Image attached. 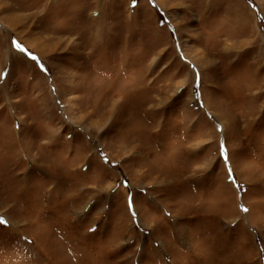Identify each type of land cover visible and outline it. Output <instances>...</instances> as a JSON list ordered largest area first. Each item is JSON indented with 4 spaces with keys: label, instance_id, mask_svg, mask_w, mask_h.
I'll use <instances>...</instances> for the list:
<instances>
[{
    "label": "rangeland",
    "instance_id": "1",
    "mask_svg": "<svg viewBox=\"0 0 264 264\" xmlns=\"http://www.w3.org/2000/svg\"><path fill=\"white\" fill-rule=\"evenodd\" d=\"M0 219V264H264V0H0Z\"/></svg>",
    "mask_w": 264,
    "mask_h": 264
},
{
    "label": "snow or ice",
    "instance_id": "2",
    "mask_svg": "<svg viewBox=\"0 0 264 264\" xmlns=\"http://www.w3.org/2000/svg\"><path fill=\"white\" fill-rule=\"evenodd\" d=\"M222 151H223V147H222ZM244 211H247V209H244ZM3 223H4V221L2 219H0V224H3Z\"/></svg>",
    "mask_w": 264,
    "mask_h": 264
}]
</instances>
